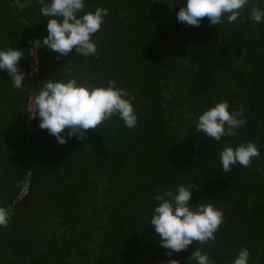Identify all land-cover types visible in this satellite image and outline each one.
I'll return each instance as SVG.
<instances>
[{"label":"trees","instance_id":"trees-1","mask_svg":"<svg viewBox=\"0 0 264 264\" xmlns=\"http://www.w3.org/2000/svg\"><path fill=\"white\" fill-rule=\"evenodd\" d=\"M31 1L33 11L40 10L41 5ZM150 3L151 0H85L83 11L108 9L100 30L92 37L97 55L83 56L73 51L58 56L46 47L38 48L37 93L46 79L75 78L94 85L115 80L117 87L134 97L138 122L133 128L114 115L100 127L87 130L83 140L72 137L61 145L55 136L39 127L36 117L33 133L29 134L28 92L25 87L14 88L8 74L0 71V207L11 206L28 181V193L14 204V208L22 207L35 193L34 188L39 187L47 169L58 210L50 237V233L34 226L28 231L12 232L15 217L6 227H0V264L9 257L10 264H14L17 259L13 255L30 257L24 264H67L74 252L78 253V264H86L79 254L88 256L87 247L92 242L87 246L77 241L90 238L84 224L96 215V205L92 211L89 196L94 197V203L97 198L103 204L110 201L99 212L105 210L107 215L102 220L115 226L112 233L117 234L124 256L135 258L143 249L167 255L168 250L160 246L158 234L149 224L158 204L153 197L157 190L163 192L191 183L196 185L192 202L214 204L223 211V222L215 240L193 242L171 258L179 264H195L189 257L197 247L210 256L212 264H232L239 249L247 247L251 253L249 264H264V142L258 143L262 124L259 117L264 114V41L256 42L247 31L250 27L243 8L232 23L223 18L219 25L210 26L205 17L196 27L178 21L193 65L192 72L177 85L179 93L186 91L196 103L198 115L227 100L230 110L244 106L246 120L233 136L215 141L199 132L196 146L179 147L173 145L166 124L162 70L167 50L153 28ZM184 3L182 0L181 7ZM12 6V0H0V33L9 28ZM43 18L31 38L48 34V18ZM246 32L247 55L254 62L253 70L236 64ZM7 38L5 35L4 46ZM20 67L27 71L29 57L21 60ZM246 142L259 144L260 154L252 158L249 166L235 164L224 172L219 153L225 146ZM100 186L102 192L98 194ZM111 194L115 196L113 209ZM117 262L112 255L99 258L97 264Z\"/></svg>","mask_w":264,"mask_h":264},{"label":"clouds","instance_id":"clouds-1","mask_svg":"<svg viewBox=\"0 0 264 264\" xmlns=\"http://www.w3.org/2000/svg\"><path fill=\"white\" fill-rule=\"evenodd\" d=\"M31 0H12V5L20 10L28 7ZM41 5L40 13L47 20L48 34L32 41V49L46 47L67 56L74 51L83 56L97 55V45L92 39L108 14L107 8L98 7L94 11H83L85 0H36ZM249 0H185L177 12L179 22L199 27L202 18L207 17L209 25H219L223 18L228 23L237 21L239 11ZM264 3V0H261ZM83 13V14H80ZM249 18L255 23H264V8L253 7ZM23 57L21 49L0 48V71L6 72L14 88L25 87V73L19 67ZM69 75V74H68ZM33 98L35 115L39 127L55 136L61 145L69 138L83 140L87 130L96 129L112 116L117 115L128 128L138 122L133 100L129 92L117 87L115 80L106 85L78 82L75 78L64 80L46 79L39 86ZM244 106L231 109L227 100L219 101L198 116L196 129L207 137L220 141L224 136L235 135V130L246 124ZM67 130L66 135H64ZM259 148L253 142L240 143L235 147L225 146L219 153L224 172H229L235 164L247 167ZM195 183L179 184L175 189L163 192L157 190L149 224L158 234L160 246L167 249V255L186 250L193 242L200 244L215 240V233L223 222V211L211 203L194 204L192 190ZM211 200V199H208ZM9 210L0 207V227L10 222ZM251 253L247 247L239 249L232 264H249ZM189 260L195 264H212L210 256L195 247ZM167 264H179L169 259Z\"/></svg>","mask_w":264,"mask_h":264},{"label":"rangeland","instance_id":"rangeland-1","mask_svg":"<svg viewBox=\"0 0 264 264\" xmlns=\"http://www.w3.org/2000/svg\"><path fill=\"white\" fill-rule=\"evenodd\" d=\"M182 0H151V14L153 21V28L156 32L157 37L164 43L166 47V56L163 61V106L166 110V124L170 132L171 140L174 142L173 145L179 147L182 146H196L198 131L196 129V122L198 120V110L197 105L194 101L190 99L186 91L179 93L178 84H181L184 79L193 70V65L190 58V48L187 42L181 37L178 30V19L177 12L181 8ZM253 7L264 8V3L261 0H249V2L243 7V13L248 17V24L250 32L256 42L264 41V23H255L249 16ZM9 21V28L6 31L0 33V48L6 49L7 47H12L15 49H21L24 59L29 57V67L26 72L20 67V69L25 73V88L28 92V102H27V128L28 132L33 133L34 129V119L30 118V115H35V105L33 103V98L37 94V87L40 83L38 80V73L32 70L31 67V51L32 46L31 35H34L36 29L39 30V23L43 22V16L40 13L39 8L33 11V2L31 1L29 6L20 10L12 6ZM4 28V26L2 27ZM1 28V29H2ZM45 31V29L43 30ZM7 35V43L4 37ZM248 35L246 32L244 38L241 40V48L239 55L236 60V64L240 67L247 68L248 70H253V61L247 55L248 48ZM2 46V47H1ZM4 46V47H3ZM261 126L259 128L258 143L264 142V114L259 117ZM259 146V144H257ZM30 177V173L28 174ZM30 183L27 181L26 185L17 195L16 200L11 206H8L10 217H15L16 224L11 229L28 231L30 228L36 227V230L47 231L49 237L52 233V226L54 225V219L58 213L57 208H55L56 203L54 202V190L52 182L50 179V174L46 169L42 181L39 187H35L34 194L27 200V202L22 205V207H15L14 204L20 202L24 196L29 191ZM99 193L101 194L102 186L99 187ZM99 197V196H98ZM91 201L92 211L96 205V215L93 214L91 220H85L84 227H87V240L81 239L77 244L88 246V242H92V245L87 247V253L85 257L79 254L80 259L84 260L86 264H97L99 258H109L110 256H115L118 259L117 264H167L169 259H172L168 255L160 254L155 250L143 249L142 252L137 253L135 258L127 257L120 252L118 236L112 233L114 225L112 223L104 222L103 217L107 215L105 210L99 212L104 205L110 203L107 201L106 204L101 203V199H95L97 202L94 203L92 196H89ZM115 196L110 195L111 206L113 209L115 205ZM252 199V198H251ZM124 202V199H122ZM249 205L251 200L248 199ZM117 204V202H116ZM132 211L129 210L128 214ZM115 213V212H113ZM134 217L136 219L139 216H128ZM110 224V225H109ZM12 225V224H11ZM130 231V228H129ZM147 250V251H146ZM74 257L67 262V264H78L80 263L78 259V253L74 252ZM17 260L14 264H24L25 261H30V257H21L13 255ZM26 259V260H25ZM28 259V260H27ZM10 257L3 259V264H10Z\"/></svg>","mask_w":264,"mask_h":264},{"label":"built area","instance_id":"built-area-1","mask_svg":"<svg viewBox=\"0 0 264 264\" xmlns=\"http://www.w3.org/2000/svg\"><path fill=\"white\" fill-rule=\"evenodd\" d=\"M31 51V67L32 70H34L36 73H38V67H39V56H38V49H32V46L30 48Z\"/></svg>","mask_w":264,"mask_h":264}]
</instances>
